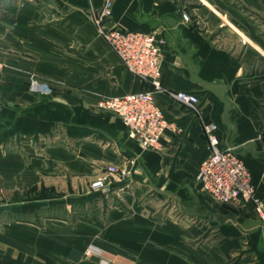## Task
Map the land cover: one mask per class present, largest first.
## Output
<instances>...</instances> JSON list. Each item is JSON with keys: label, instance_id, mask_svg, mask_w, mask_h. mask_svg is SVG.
I'll return each mask as SVG.
<instances>
[{"label": "crops", "instance_id": "1", "mask_svg": "<svg viewBox=\"0 0 264 264\" xmlns=\"http://www.w3.org/2000/svg\"><path fill=\"white\" fill-rule=\"evenodd\" d=\"M104 1L0 0V185L18 191L0 201V264H98L83 257L91 241L131 253L149 224L133 195L146 191L214 228L224 238L221 257L264 264L259 218L196 182L211 153L203 124L215 121L221 145L245 160L264 199V0H112L109 26L161 38L164 89L155 98L171 125L156 148L131 138L119 114L97 107L103 96L152 89L100 36L94 15ZM31 77L53 92H32ZM171 91L197 94L198 113ZM56 132L60 139L41 153L27 144L2 153L11 139ZM108 166L125 171L109 174L108 189L125 193L87 192ZM50 185L63 194L52 195ZM69 203L86 210L39 219Z\"/></svg>", "mask_w": 264, "mask_h": 264}, {"label": "built area", "instance_id": "2", "mask_svg": "<svg viewBox=\"0 0 264 264\" xmlns=\"http://www.w3.org/2000/svg\"><path fill=\"white\" fill-rule=\"evenodd\" d=\"M113 15L112 0H105L94 15L97 30L120 56L125 66L139 78L151 84L152 89L129 92L124 95L103 96L97 107L120 115L131 138L137 139L145 148H156L171 122L157 103L155 92L164 89L162 82L163 50L161 38L156 31L125 30L109 26ZM190 19L187 12L183 13ZM4 63L0 60V71ZM30 90L37 94H49L48 83L32 79ZM170 94L194 112L199 111V97L195 93L171 91ZM219 126L215 121L205 122L203 131L209 141L211 153L203 160L196 175L197 184L216 201L234 204L239 208H250L259 218L264 234V199L259 196L252 172L245 160L233 147H223L218 136ZM110 173L124 174L116 166L95 177L91 189L101 191L110 182ZM103 262L106 259H102Z\"/></svg>", "mask_w": 264, "mask_h": 264}, {"label": "rangeland", "instance_id": "3", "mask_svg": "<svg viewBox=\"0 0 264 264\" xmlns=\"http://www.w3.org/2000/svg\"><path fill=\"white\" fill-rule=\"evenodd\" d=\"M32 79L48 83L52 89L50 93L53 92L54 89L50 82L37 77H31L28 82L29 85ZM59 139V132H56L55 136L50 133L23 136L20 139L15 138L6 142L4 145L8 148L2 149V153L8 156L11 154V146H14L15 149L25 148L24 144L30 147L34 146L36 152L41 153L44 144L55 143V141ZM23 155H25V153H22V156ZM91 182L92 180L89 181L86 186L87 192H90V190L92 191ZM108 185L102 190L106 194L107 199L111 198L113 195L119 196L125 193L123 189H118L119 192L113 193L111 189H108ZM5 186L0 185V201L5 199L4 202H6L18 196V191L9 192ZM46 187L47 190L51 189L52 195L59 196L63 194L59 185H50ZM37 191V189H34L31 192L37 193ZM140 195L141 198H137L136 194H134L133 198L138 199V204H143L141 210L142 214L147 216L146 218L149 220L148 231L142 238V247L134 248L131 250V253H127L122 249L113 250L106 247V245L91 241L88 242L84 248L83 257L85 259L95 258L98 264H237L238 261L241 260L242 256L236 255L235 253H232L228 258L220 256L222 251L219 247L224 238L219 235L214 228L205 226L200 220H188L177 212L176 207L173 206L172 203L160 200L155 197L153 192L146 191L144 194ZM70 207H72V211L69 209ZM51 210L45 209V211L39 215V219L43 217L42 215L49 214L63 215V217L72 219L74 217L72 213L73 210L82 213L86 208L69 203L62 207L57 206L51 208ZM134 210H131L132 213H134ZM3 217L4 219H8V217L11 218L6 215ZM25 217V219H38L36 216L34 218L29 216ZM102 259H106V261L103 262Z\"/></svg>", "mask_w": 264, "mask_h": 264}]
</instances>
